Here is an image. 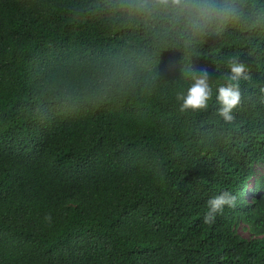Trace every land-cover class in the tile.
Segmentation results:
<instances>
[{
    "label": "trees",
    "instance_id": "trees-1",
    "mask_svg": "<svg viewBox=\"0 0 264 264\" xmlns=\"http://www.w3.org/2000/svg\"><path fill=\"white\" fill-rule=\"evenodd\" d=\"M122 2L0 0V264H264V32L190 54ZM230 56L249 68L234 123L181 112L190 70L222 82ZM224 190L236 206L205 224Z\"/></svg>",
    "mask_w": 264,
    "mask_h": 264
},
{
    "label": "clouds",
    "instance_id": "clouds-1",
    "mask_svg": "<svg viewBox=\"0 0 264 264\" xmlns=\"http://www.w3.org/2000/svg\"><path fill=\"white\" fill-rule=\"evenodd\" d=\"M114 7L125 11L130 20L155 27L164 47H168L165 40L173 41L190 54L196 53L210 34L220 36L232 28L257 36L264 32V0H126ZM245 43L252 45V40ZM225 69L220 74L222 82L215 84L210 83L213 79L206 70H190L191 83L175 97L179 110L199 113L214 102L220 122L233 124L242 104L241 81L249 79V68L246 60L230 56ZM236 203V195L229 190L208 198L204 223H214L226 207L234 208ZM45 220L51 217L46 215Z\"/></svg>",
    "mask_w": 264,
    "mask_h": 264
},
{
    "label": "rangeland",
    "instance_id": "rangeland-1",
    "mask_svg": "<svg viewBox=\"0 0 264 264\" xmlns=\"http://www.w3.org/2000/svg\"><path fill=\"white\" fill-rule=\"evenodd\" d=\"M262 173H264V166L260 165V164L256 165V177L260 176ZM250 186H251V183H249V185L245 189L250 188ZM236 231L238 232V234L242 235L245 238H254L255 237L254 235H252L250 233L248 228L243 223H240L237 226Z\"/></svg>",
    "mask_w": 264,
    "mask_h": 264
}]
</instances>
